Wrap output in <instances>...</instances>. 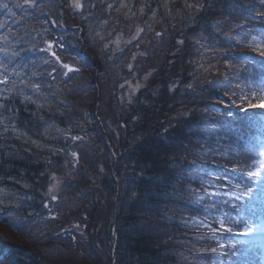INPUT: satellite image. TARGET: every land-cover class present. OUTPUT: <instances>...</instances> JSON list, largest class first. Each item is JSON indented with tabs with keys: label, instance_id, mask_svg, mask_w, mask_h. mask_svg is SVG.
Listing matches in <instances>:
<instances>
[{
	"label": "trees",
	"instance_id": "obj_1",
	"mask_svg": "<svg viewBox=\"0 0 264 264\" xmlns=\"http://www.w3.org/2000/svg\"><path fill=\"white\" fill-rule=\"evenodd\" d=\"M73 2L0 0V260L262 264L264 2Z\"/></svg>",
	"mask_w": 264,
	"mask_h": 264
},
{
	"label": "snow or ice",
	"instance_id": "obj_2",
	"mask_svg": "<svg viewBox=\"0 0 264 264\" xmlns=\"http://www.w3.org/2000/svg\"><path fill=\"white\" fill-rule=\"evenodd\" d=\"M25 2L30 4L33 7L36 6V0H25ZM262 2H264V0H262ZM224 3H227L228 6L230 8H232V9H234V10L241 9V8L245 7L243 4L236 3V0H199L198 3H196V4H188V5H186V7L191 8L196 13L204 14V15H202L200 17V19L203 20L204 23L200 24V20H198L197 16L194 15V16L190 17V21H189L190 25L193 26V27H196V26L199 25L204 30H206L208 28H216V27H218V25L220 24V21L212 20L211 16L207 15V14L215 13L218 10V7H217L218 4L223 5ZM3 7L7 8L8 5L4 4ZM72 7L76 8V9H82L83 8V4L81 3V0H74V2L72 4ZM109 7H111V6H109ZM219 10L223 11V8L221 7V8H219ZM260 15H264V12H261ZM138 31L139 32H143V29H139ZM157 35L160 36V35H162V33H157ZM200 37L203 38V33L202 32L200 33ZM133 39H136V37H134ZM253 39H255V37H253ZM196 42L199 43V40H197ZM178 43L180 45H183L184 44V40L180 39L178 41ZM52 47H53L52 45H49V50H51ZM253 51H257V52H259V54L261 56H264V45H257L255 48H253ZM52 55L55 57V59L58 62H60V57L57 56L55 52H52ZM45 63H47V61H45ZM60 64H61L62 68L67 69V72L63 73V75L66 76V77L68 76L69 72L75 73V72L79 71V69L73 68L72 66H70L67 63L60 62ZM5 71H7V70L5 69ZM69 79H71V77H69ZM145 79H147V77H145ZM6 82H7L6 80H0V83H6ZM33 87L38 90L40 86L37 84V85H34ZM249 96H251V99H249V98H247L245 96H241L240 99L241 100H245L249 107H261V108H264V90H261V92L259 93V100H260L259 105H257L255 103V98H256V94L255 93H250ZM25 99L31 100V97H25ZM32 102L35 103V101H32ZM165 131H167V128L165 129ZM82 139H83V137H80V136H73L72 137L73 141H78V140H82ZM71 155L75 158V162L78 164L79 160H80L79 154L74 151V152L71 153ZM99 171L103 172L104 169L101 167L99 169ZM253 175H258V173H249V176H253ZM67 176L69 178H71V179L75 178L72 175L71 171H69L67 173ZM51 180L55 181V183H53L52 186L48 189V194H49V196L51 197L52 200H57L58 197L54 193L60 187L61 180L59 178H57L55 175H53L51 177ZM249 191H252V190L249 189ZM132 195H133V198H135L137 194L135 192H133ZM249 198L251 199V197H249ZM17 207H19V205H17ZM44 207L48 208V205L45 204ZM49 211H51V209H49ZM237 211H241V210L237 209ZM50 219L55 220V219H57V217L56 216H52V217H50ZM4 223H8V221L5 220ZM221 226L224 227L223 224H221ZM74 227L76 229H79L80 225L76 224V225H74ZM225 230L227 232H230V233L234 232L233 228H226ZM65 231H68V230L66 229ZM253 231H254V229H253L252 225L251 224H247L243 233L235 232L234 234H236V235H241V234L252 235ZM81 235H83V233H81ZM72 238L75 239V237H72ZM213 251H215V249H213ZM0 264H3L2 260H0Z\"/></svg>",
	"mask_w": 264,
	"mask_h": 264
},
{
	"label": "rangeland",
	"instance_id": "obj_3",
	"mask_svg": "<svg viewBox=\"0 0 264 264\" xmlns=\"http://www.w3.org/2000/svg\"><path fill=\"white\" fill-rule=\"evenodd\" d=\"M257 238H262V264H264V232L256 235Z\"/></svg>",
	"mask_w": 264,
	"mask_h": 264
},
{
	"label": "water",
	"instance_id": "obj_4",
	"mask_svg": "<svg viewBox=\"0 0 264 264\" xmlns=\"http://www.w3.org/2000/svg\"><path fill=\"white\" fill-rule=\"evenodd\" d=\"M64 19V18H63ZM81 30V29H80ZM81 32H82V30H81ZM114 155H115V157L117 158V155L115 154V152H114ZM113 174L115 175V177L117 178V176H116V174L113 172Z\"/></svg>",
	"mask_w": 264,
	"mask_h": 264
}]
</instances>
